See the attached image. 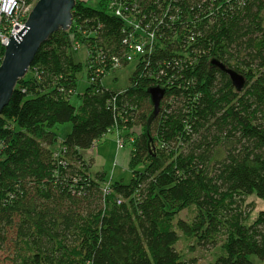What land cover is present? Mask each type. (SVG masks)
<instances>
[{
  "label": "trees",
  "instance_id": "trees-1",
  "mask_svg": "<svg viewBox=\"0 0 264 264\" xmlns=\"http://www.w3.org/2000/svg\"><path fill=\"white\" fill-rule=\"evenodd\" d=\"M88 1L74 0L71 27L41 45L0 114V264H201L196 249L213 252L204 264H264V209L252 218L248 202L264 205V0ZM131 42L146 54L110 90L102 79L131 65ZM79 45L88 87L74 107ZM108 132L132 146L127 184L91 176L84 158Z\"/></svg>",
  "mask_w": 264,
  "mask_h": 264
},
{
  "label": "water",
  "instance_id": "water-1",
  "mask_svg": "<svg viewBox=\"0 0 264 264\" xmlns=\"http://www.w3.org/2000/svg\"><path fill=\"white\" fill-rule=\"evenodd\" d=\"M73 8L74 0H36L24 26L6 40L0 62V114L8 105L18 81L26 76L41 45L52 34L69 30ZM211 64L228 75L237 91L244 87L245 81L241 75L215 60ZM148 93L153 106L150 123L159 112L164 89L154 87Z\"/></svg>",
  "mask_w": 264,
  "mask_h": 264
},
{
  "label": "rangeland",
  "instance_id": "rangeland-1",
  "mask_svg": "<svg viewBox=\"0 0 264 264\" xmlns=\"http://www.w3.org/2000/svg\"><path fill=\"white\" fill-rule=\"evenodd\" d=\"M87 5L93 9L97 8L96 0H89ZM33 7V5H32ZM55 35L61 37L62 35L57 32ZM68 55L71 63H79L81 69L85 66L86 50L82 46H77L75 50H69ZM85 68V67H84ZM133 70L132 63L122 70H118L115 73H111L102 79V84L106 88L114 91L126 90L129 86V76ZM29 77V74L26 76ZM88 87L86 72L82 69V72L78 74L76 91L71 98V104L74 107H78L80 104L78 95H81ZM71 124L61 125L55 128V133L58 137L57 145H60L64 137L70 132ZM132 152V146L124 144L121 148L117 146V139L115 133H107L99 143L92 148V150L84 157L88 161L89 170L91 176H94L96 172H103L106 174V180L111 182H122L124 184L129 183L132 177V169L130 168V156ZM93 159V160H92ZM144 169L142 164L136 167L137 171ZM248 202L254 203L255 212L252 214V218L255 217L258 210L264 209V205L256 200L254 197H250ZM189 216V212L184 211L180 213L179 217L186 219ZM180 250L186 251L188 249L187 244L184 241H180L178 244ZM213 252L211 250H198L196 249L192 256L201 261V264L212 260ZM254 262L256 259L252 258Z\"/></svg>",
  "mask_w": 264,
  "mask_h": 264
},
{
  "label": "built area",
  "instance_id": "built-area-1",
  "mask_svg": "<svg viewBox=\"0 0 264 264\" xmlns=\"http://www.w3.org/2000/svg\"><path fill=\"white\" fill-rule=\"evenodd\" d=\"M32 9V5H25L21 0H0V44L5 48L6 40L10 35H15L26 22V19ZM4 21L8 22L7 28L3 31L2 24ZM144 43L131 42L129 45V53L126 55L128 63H134L146 54ZM117 66V65H115ZM117 139V146H123V139ZM92 148L89 150V152ZM108 192V187L105 188Z\"/></svg>",
  "mask_w": 264,
  "mask_h": 264
}]
</instances>
